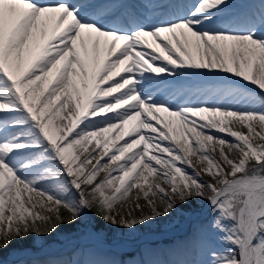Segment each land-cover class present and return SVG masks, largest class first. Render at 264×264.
<instances>
[{
  "label": "snow or ice",
  "instance_id": "snow-or-ice-1",
  "mask_svg": "<svg viewBox=\"0 0 264 264\" xmlns=\"http://www.w3.org/2000/svg\"><path fill=\"white\" fill-rule=\"evenodd\" d=\"M142 7L0 0V252L206 200L226 247L192 264H264V4Z\"/></svg>",
  "mask_w": 264,
  "mask_h": 264
},
{
  "label": "rangeland",
  "instance_id": "rangeland-1",
  "mask_svg": "<svg viewBox=\"0 0 264 264\" xmlns=\"http://www.w3.org/2000/svg\"><path fill=\"white\" fill-rule=\"evenodd\" d=\"M188 1L192 6L198 3V0ZM229 1L232 4H240L241 2V0ZM179 2L181 5L185 4V0H179ZM258 4L254 8V11L261 8L264 0H259ZM253 94L258 95L256 93ZM0 115H3V113H0ZM242 130L247 131L246 128ZM121 143L123 142L121 141ZM193 159L195 160V157ZM103 175L104 173L100 174L101 177ZM195 203L197 204V209L193 212L194 214L183 213L178 206L171 213L173 218L170 226L163 217H157L153 221L137 225L134 230L105 224L95 215V211L89 212L82 222L73 225V234L66 238L85 237L82 243L75 244L71 248H65L63 251L57 250L42 258L37 257L36 260L38 264H94L95 261L102 262V264H192L194 261L205 258L204 253L207 245L221 249L226 247V245L219 242L217 238L218 234L206 230L213 215L210 212L207 201L201 200ZM189 204L190 202L182 205L187 207ZM64 214L66 215L67 213ZM133 215L138 216L136 213ZM55 233L57 236H60L65 231H61V233L57 231ZM101 233H104L106 238L110 240L109 243H103L97 238V234ZM56 234L53 233L52 235ZM178 236H187L188 244H178L177 240L176 244L169 245L164 241L165 239H174ZM123 238L128 240L123 246H119L118 242H114L116 240L121 241ZM44 240L45 237L33 236L32 242L35 244L33 246H42L44 243H40ZM20 241H15L3 252L10 253L15 249H18L17 253L21 252L24 247L18 246V242ZM110 250L117 251V255L124 252L128 253L129 256L127 259L124 258L123 261L119 256L115 258L109 257L108 252ZM184 255L191 257L189 262L182 260L181 256ZM18 258L20 257H15L13 259L15 261L11 264L17 262L18 260L16 259ZM25 264L36 263L31 259H25Z\"/></svg>",
  "mask_w": 264,
  "mask_h": 264
},
{
  "label": "bare ground",
  "instance_id": "bare-ground-1",
  "mask_svg": "<svg viewBox=\"0 0 264 264\" xmlns=\"http://www.w3.org/2000/svg\"><path fill=\"white\" fill-rule=\"evenodd\" d=\"M116 1L120 2L121 0H115V2ZM257 1L256 0H241L240 4H232L229 1L230 4L232 5L230 12L239 13L241 11H254V8H255ZM105 2H108V0H104V3ZM124 5L127 7V11L132 12L129 9V6L127 5V0H125ZM250 90H252L253 93H256V94H258V92H259V90L256 88V86H250ZM67 123H68L67 120L58 119V121H57L58 126L59 125H66ZM61 135H63V133H61ZM112 135L114 136V135H116V133H113ZM93 144H94V142H93ZM81 158L83 159V157H81ZM93 163H95V161H93ZM188 170L191 171V169H188ZM151 179L152 178L150 177V181H151ZM203 179L207 180L208 176H204ZM141 203H145L143 198L141 199ZM178 206L180 207V210L186 214H194L193 212L197 209V204L193 203V202H190V204L187 207H184L182 204H179ZM131 207H132V204H131V202H129L127 205H125V210L130 209ZM148 211H149V209L145 208V212L147 213ZM134 213H136L138 216L140 215L138 210L133 211V214ZM163 218L167 222V224L170 226V224L172 223V218H173L171 216V213L168 216H165ZM150 221H153V220H150ZM181 257H182V260H184L186 262H189L190 258H191L189 255H187V256L184 255Z\"/></svg>",
  "mask_w": 264,
  "mask_h": 264
},
{
  "label": "water",
  "instance_id": "water-1",
  "mask_svg": "<svg viewBox=\"0 0 264 264\" xmlns=\"http://www.w3.org/2000/svg\"><path fill=\"white\" fill-rule=\"evenodd\" d=\"M99 236H100V238L105 239L104 235H99ZM84 239H85V237H83V238H71L67 241H53L49 244H45L41 247H37V248H33V249L26 248V249H23L19 253V256L28 257V258H32L33 260H35V258H37V257H41V258L45 257L47 255V253L54 252L55 249L62 250L65 248L72 247L75 244L82 243ZM104 241L107 242L106 240H104ZM108 242H110V241L108 240ZM114 242H116V241H114ZM126 242H128V241H126L124 239V241L119 242V244H123ZM17 251H18V249H15V250H12L6 256H0V262L1 263L11 262L13 260L14 256L18 254Z\"/></svg>",
  "mask_w": 264,
  "mask_h": 264
},
{
  "label": "trees",
  "instance_id": "trees-1",
  "mask_svg": "<svg viewBox=\"0 0 264 264\" xmlns=\"http://www.w3.org/2000/svg\"><path fill=\"white\" fill-rule=\"evenodd\" d=\"M73 225L72 226H68V225H62L57 231L61 233V231H65V233H62L63 235H60V236H57L56 235H50V236H45V240L42 241L40 244H43L47 241H50V240H53V239H60V240H64L67 238V236H70L71 234H73ZM32 237L33 236H29L28 238H26L25 240H21L20 242H18V246H21V247H24V246H30V245H35L33 242H32ZM2 254H5V252H0ZM112 254V253H111ZM99 263V262H98ZM15 264H25V260H20L18 261L17 263Z\"/></svg>",
  "mask_w": 264,
  "mask_h": 264
}]
</instances>
